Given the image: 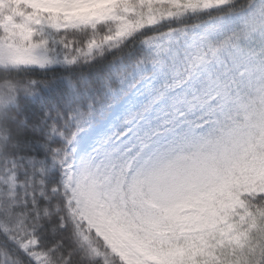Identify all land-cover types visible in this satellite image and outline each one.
<instances>
[{"label":"snow or ice","instance_id":"6c2138e0","mask_svg":"<svg viewBox=\"0 0 264 264\" xmlns=\"http://www.w3.org/2000/svg\"><path fill=\"white\" fill-rule=\"evenodd\" d=\"M0 264H264V0H0Z\"/></svg>","mask_w":264,"mask_h":264}]
</instances>
